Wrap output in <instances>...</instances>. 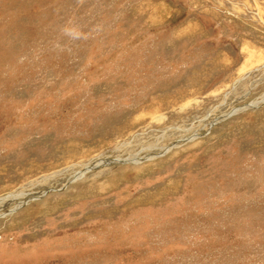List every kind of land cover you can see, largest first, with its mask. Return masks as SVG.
<instances>
[{"label":"rangeland","instance_id":"rangeland-1","mask_svg":"<svg viewBox=\"0 0 264 264\" xmlns=\"http://www.w3.org/2000/svg\"><path fill=\"white\" fill-rule=\"evenodd\" d=\"M263 94L264 0H0V264H264Z\"/></svg>","mask_w":264,"mask_h":264},{"label":"bare ground","instance_id":"bare-ground-1","mask_svg":"<svg viewBox=\"0 0 264 264\" xmlns=\"http://www.w3.org/2000/svg\"><path fill=\"white\" fill-rule=\"evenodd\" d=\"M262 97V101L264 100V94L261 96ZM129 160H134L135 159V155H131L129 158H128ZM124 162V161H123ZM103 162H102V160H97V161H95L93 164H91V165H87V166H85L84 167V169L82 170V171H80V172H78L77 174H76V176H75V178H79L81 175H83L87 170H90L92 167H94L95 165H97V164H102ZM19 195H9V196H7V197H5V198H3V199H1V201H0V208H2L3 207V205L5 206L6 205V203H8L9 201H11L12 199H16L17 197H18Z\"/></svg>","mask_w":264,"mask_h":264}]
</instances>
